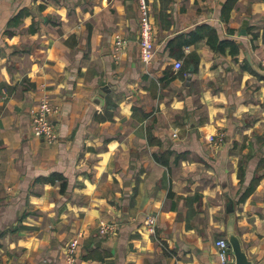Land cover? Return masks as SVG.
Returning a JSON list of instances; mask_svg holds the SVG:
<instances>
[{
	"label": "crops",
	"instance_id": "obj_1",
	"mask_svg": "<svg viewBox=\"0 0 264 264\" xmlns=\"http://www.w3.org/2000/svg\"><path fill=\"white\" fill-rule=\"evenodd\" d=\"M225 1L147 0L145 63L140 0H0V264H221L230 201L264 264V0Z\"/></svg>",
	"mask_w": 264,
	"mask_h": 264
},
{
	"label": "built area",
	"instance_id": "obj_2",
	"mask_svg": "<svg viewBox=\"0 0 264 264\" xmlns=\"http://www.w3.org/2000/svg\"><path fill=\"white\" fill-rule=\"evenodd\" d=\"M140 19H139V47L140 57L148 63L154 51V24L150 18L149 4L147 0H140ZM125 39L119 35L115 36L114 49L116 52L123 46ZM182 66L181 61H175L173 67L178 69ZM55 108L50 104L46 96L42 97L35 109L30 110V118L32 125V132L38 137H42L47 140H55L58 136V132L51 115L54 113ZM211 141H216V137L210 136ZM147 224L151 229H154L155 217L148 216ZM115 223H102L99 229L101 234L109 233L113 231ZM215 244L219 249V259L221 264H232L234 261V255L231 251L228 239L226 236L218 237L215 240ZM79 246V238H71L66 245L67 260L73 263L76 259V252Z\"/></svg>",
	"mask_w": 264,
	"mask_h": 264
},
{
	"label": "water",
	"instance_id": "obj_3",
	"mask_svg": "<svg viewBox=\"0 0 264 264\" xmlns=\"http://www.w3.org/2000/svg\"><path fill=\"white\" fill-rule=\"evenodd\" d=\"M254 69L264 75V69L258 65L253 66ZM102 90L107 91V87H103ZM227 211L229 217L227 219L226 237L228 239L231 251L234 255V261L232 264H250L251 261L248 259L246 251L243 247L242 240L235 228V217H234V204L230 201L227 204Z\"/></svg>",
	"mask_w": 264,
	"mask_h": 264
},
{
	"label": "trees",
	"instance_id": "obj_4",
	"mask_svg": "<svg viewBox=\"0 0 264 264\" xmlns=\"http://www.w3.org/2000/svg\"><path fill=\"white\" fill-rule=\"evenodd\" d=\"M236 2V0H226L224 3H223V6H222V12L223 13H228L229 12V10L231 9V7L233 6V4ZM209 33V35H208V40H209V43L212 45V46H215V41H216V34L213 32V30H211V29H208L207 30ZM222 43V45H225L226 44V41H222L221 42ZM230 44H232L231 42H230ZM232 45H234V44H232ZM233 51H234V49H233ZM253 71V70H252ZM253 72H255V71H253ZM155 157L156 158H159V156L158 155H155ZM163 157V156H162ZM160 159V158H159ZM163 161H166L165 159L163 160ZM241 168V166L239 167V169ZM240 173V172H239ZM259 176H255V178H253L252 180H251V182H250V186L247 188V190L244 192V193H242L241 194V196H240V198H244L245 196H247L248 194H249V192H251L252 190H253V188H254V186H255V184H256V182L259 180ZM65 184L66 183H62V186L64 187L65 186ZM90 254V253H89ZM88 254V255H89ZM87 255V256H88ZM93 255H94V253H93Z\"/></svg>",
	"mask_w": 264,
	"mask_h": 264
}]
</instances>
